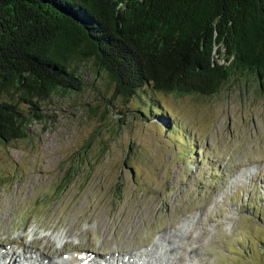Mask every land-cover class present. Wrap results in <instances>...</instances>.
Masks as SVG:
<instances>
[{"label": "rangeland", "instance_id": "374dc122", "mask_svg": "<svg viewBox=\"0 0 264 264\" xmlns=\"http://www.w3.org/2000/svg\"><path fill=\"white\" fill-rule=\"evenodd\" d=\"M78 72L81 91L53 93L25 138L0 145V254L33 258L38 247L49 264L76 249H123L151 264H264L256 83L242 77L210 97L147 90L125 99L91 61ZM150 95L170 119L136 111Z\"/></svg>", "mask_w": 264, "mask_h": 264}, {"label": "trees", "instance_id": "16d2710c", "mask_svg": "<svg viewBox=\"0 0 264 264\" xmlns=\"http://www.w3.org/2000/svg\"><path fill=\"white\" fill-rule=\"evenodd\" d=\"M86 61L125 99L210 97L242 77L264 93V0H0V145L53 93L81 91ZM156 102L136 111L170 119Z\"/></svg>", "mask_w": 264, "mask_h": 264}, {"label": "bare ground", "instance_id": "6f19581e", "mask_svg": "<svg viewBox=\"0 0 264 264\" xmlns=\"http://www.w3.org/2000/svg\"><path fill=\"white\" fill-rule=\"evenodd\" d=\"M122 250H117L120 252L119 253L117 252L118 254L116 256L112 255L110 257H100L98 256L99 254L95 255L89 253L88 251H77V249L73 250L69 254H66L63 251L61 252L62 254L64 253L62 255V258L59 257L53 258L51 256L52 258L50 257L47 262H49V264H148V263L151 264L149 261L148 262L146 261L148 259L153 260V258H147L146 260L143 259L142 253L132 254L129 251H122ZM1 252L4 253V255H6L7 258L9 259H6L3 256V254H0V264H19V263L27 264L24 263V259H28L29 264H39V263L41 264V261L45 258V253H46L42 249L36 247V256H34L33 258H37V259H34L35 262L31 263L30 260L33 259L32 256H28L25 252L23 254L20 253L21 255L17 253L15 250H8L7 252L5 250H2ZM150 253H153V251L150 250ZM150 253H146V255ZM17 261H19V263H17Z\"/></svg>", "mask_w": 264, "mask_h": 264}]
</instances>
